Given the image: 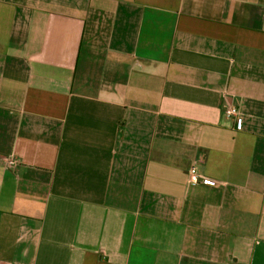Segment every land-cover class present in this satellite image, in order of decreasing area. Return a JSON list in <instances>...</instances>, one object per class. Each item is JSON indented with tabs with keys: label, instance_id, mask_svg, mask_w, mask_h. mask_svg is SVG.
Instances as JSON below:
<instances>
[{
	"label": "crops",
	"instance_id": "1",
	"mask_svg": "<svg viewBox=\"0 0 264 264\" xmlns=\"http://www.w3.org/2000/svg\"><path fill=\"white\" fill-rule=\"evenodd\" d=\"M0 264H264V0H0Z\"/></svg>",
	"mask_w": 264,
	"mask_h": 264
},
{
	"label": "built area",
	"instance_id": "2",
	"mask_svg": "<svg viewBox=\"0 0 264 264\" xmlns=\"http://www.w3.org/2000/svg\"><path fill=\"white\" fill-rule=\"evenodd\" d=\"M226 115L234 118L237 121L238 128L242 129L244 125V117L241 110L237 107H229L225 111ZM9 163H14V160H11ZM190 179L192 182H200L201 178L197 173L195 167H192L190 170ZM206 181V180H205Z\"/></svg>",
	"mask_w": 264,
	"mask_h": 264
}]
</instances>
